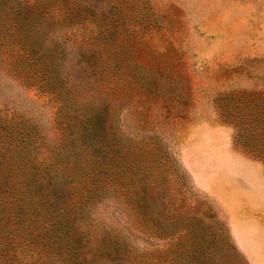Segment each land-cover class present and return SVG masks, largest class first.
<instances>
[{"label":"rangeland","instance_id":"374dc122","mask_svg":"<svg viewBox=\"0 0 264 264\" xmlns=\"http://www.w3.org/2000/svg\"><path fill=\"white\" fill-rule=\"evenodd\" d=\"M248 140L264 0H0V264H264ZM50 190L91 193L83 251Z\"/></svg>","mask_w":264,"mask_h":264},{"label":"trees","instance_id":"16d2710c","mask_svg":"<svg viewBox=\"0 0 264 264\" xmlns=\"http://www.w3.org/2000/svg\"><path fill=\"white\" fill-rule=\"evenodd\" d=\"M243 148L253 156L262 162H264V145L259 142L247 141L243 142ZM55 190L45 191L42 194L44 201L53 205L52 217L54 221H51V227L59 229L73 234L82 244L78 247V250L83 251L89 246L90 240L93 239V234L90 232V225L87 220L83 218L87 211V203L91 198V193L88 191H82L79 194V198L76 200L75 206H70L67 200L58 194ZM92 234V235H91ZM123 234L117 233L118 236ZM125 235V234H124ZM123 235V236H124Z\"/></svg>","mask_w":264,"mask_h":264}]
</instances>
